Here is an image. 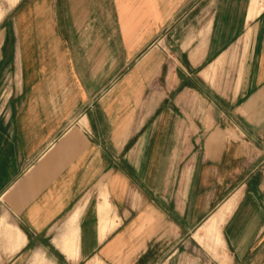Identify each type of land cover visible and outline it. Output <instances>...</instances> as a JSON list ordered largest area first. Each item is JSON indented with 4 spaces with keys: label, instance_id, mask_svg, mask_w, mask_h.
I'll use <instances>...</instances> for the list:
<instances>
[{
    "label": "crops",
    "instance_id": "0c3cea01",
    "mask_svg": "<svg viewBox=\"0 0 264 264\" xmlns=\"http://www.w3.org/2000/svg\"><path fill=\"white\" fill-rule=\"evenodd\" d=\"M11 1L0 264H264V0Z\"/></svg>",
    "mask_w": 264,
    "mask_h": 264
},
{
    "label": "rangeland",
    "instance_id": "374dc122",
    "mask_svg": "<svg viewBox=\"0 0 264 264\" xmlns=\"http://www.w3.org/2000/svg\"><path fill=\"white\" fill-rule=\"evenodd\" d=\"M13 4L14 3L11 0H0V26L3 22L6 21V19H9L12 16L16 6L15 4ZM9 72L12 73V71ZM14 80L15 77L11 76L10 78H5L0 82V101L3 100L4 95L6 94L5 91L14 88Z\"/></svg>",
    "mask_w": 264,
    "mask_h": 264
}]
</instances>
